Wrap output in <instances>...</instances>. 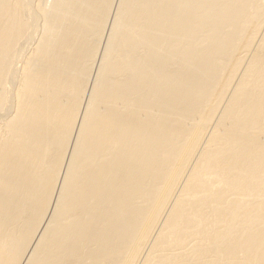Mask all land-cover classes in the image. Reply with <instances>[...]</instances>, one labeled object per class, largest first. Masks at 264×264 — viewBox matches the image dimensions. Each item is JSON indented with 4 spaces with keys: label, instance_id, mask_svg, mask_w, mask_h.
Segmentation results:
<instances>
[{
    "label": "bare ground",
    "instance_id": "bare-ground-1",
    "mask_svg": "<svg viewBox=\"0 0 264 264\" xmlns=\"http://www.w3.org/2000/svg\"><path fill=\"white\" fill-rule=\"evenodd\" d=\"M0 264H264V0H0Z\"/></svg>",
    "mask_w": 264,
    "mask_h": 264
}]
</instances>
